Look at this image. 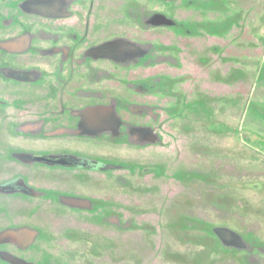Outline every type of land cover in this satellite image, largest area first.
<instances>
[{"label":"rangeland","instance_id":"obj_1","mask_svg":"<svg viewBox=\"0 0 264 264\" xmlns=\"http://www.w3.org/2000/svg\"><path fill=\"white\" fill-rule=\"evenodd\" d=\"M16 1L0 0V5L10 8L11 2ZM82 1L76 0L69 10L76 17L88 12V28L98 42L104 41L109 46L121 40L135 47L132 52H138V46H147L148 53L139 62L127 57L130 59L127 65L119 61L128 53L124 58L115 57L113 62L107 59L99 62L103 71L93 74V79L103 78L99 81L85 77L90 71L82 67V70L72 67L70 71H47L40 83V105L32 106L25 98L27 111L23 114L26 122L39 117L43 134L16 139L17 133L15 137L3 134L0 122V178L13 174L5 142L53 154L58 149L82 150L104 158L105 162L121 164V169L103 172L65 169L64 173L78 175L76 179L87 185L84 195L90 203L109 210H100L99 215L112 213L111 217L119 218L123 213L124 219L128 212L135 215L134 225L118 224L117 228L146 230L149 240L146 237L144 243L158 257L154 264H164L162 256L167 257L169 264H210L220 252L211 251L206 243L194 247L183 241L182 246L169 235L167 242L170 231L196 230L212 236V232L225 229L241 237L247 246L261 245L264 249V0ZM2 12L6 14L5 9ZM151 14L164 15L176 21L177 26L147 25L145 19ZM39 16L33 11L25 12L22 19L26 30L55 29L53 21L57 16L51 19ZM95 16L99 23L94 25ZM63 21V25H69L74 19ZM32 53L30 50L22 56L24 62L48 60ZM8 57L12 62L16 59L12 54ZM229 67L232 73L226 77ZM80 77L89 80L81 84L89 92L82 104L115 101L118 105L117 115L123 123L121 138L116 130L107 128L81 136L80 141L68 134L49 135L48 129L54 124H70V119L58 113L54 90L61 85L55 80L64 81L61 93L67 94V85ZM81 85L78 86L82 88ZM24 90L28 93L34 89L26 86ZM72 101L66 98L64 104ZM4 108L0 106V111ZM6 111L15 112V108L7 107ZM74 123L71 119V124ZM125 125L135 131L143 129L144 136L153 133L159 140L153 144L137 138L130 140ZM83 141L87 144L80 145ZM57 169L49 168L46 172L54 174ZM100 194L102 197L95 200ZM118 194L120 199L114 201ZM168 207L173 209L174 222H167ZM177 209L195 213L194 219L178 216ZM131 238L139 239L137 251L145 259L149 254L138 245L143 239L141 232ZM207 248L208 254H202ZM255 251L239 258L251 263L258 261L256 257L260 254L255 256ZM179 252L199 255L190 259L179 256ZM26 259L37 264L33 257Z\"/></svg>","mask_w":264,"mask_h":264},{"label":"flooded vegetation","instance_id":"obj_2","mask_svg":"<svg viewBox=\"0 0 264 264\" xmlns=\"http://www.w3.org/2000/svg\"><path fill=\"white\" fill-rule=\"evenodd\" d=\"M3 1L1 0V3ZM75 2L76 0H29L27 2L17 0L15 3L11 2L10 8L0 5V94L3 95L0 106L5 107L3 111H0V122L3 124L1 126L4 130L3 134L7 132L15 137L17 133L19 137L15 138L20 140H23L25 135L32 138L36 134H43V124L39 117L36 121L24 120L23 114L27 111L24 108V101L28 98L27 102L30 105L33 104L32 106L35 107L40 105V83L50 69L70 71L72 67H82L90 71L85 77L89 76L93 79L96 71H103L99 62L105 59L113 62L115 57L121 55L124 58V54L128 53L123 59L125 60L135 53L132 52L135 51V47L128 46V43L121 40H118V44L109 46L104 41L98 42L99 39L93 35V30L89 31L88 12L81 10L83 14L76 17L69 10L72 4H76ZM82 2L86 3L87 0ZM4 9L6 14L2 12ZM8 10H10L9 13ZM26 11H33L42 18L48 19L57 16L53 21L55 29L38 32L26 30L22 19ZM151 15L150 18L153 19L154 16ZM71 19H74L72 23L63 25V20ZM172 21V26L176 27V21ZM96 22L99 23L98 16H95L93 24L95 25ZM64 27L66 29H63ZM90 34L91 41H89ZM138 47L136 56L143 54L142 47ZM30 50L33 52L30 55L48 58V60L42 62L37 59V61L24 62L22 56ZM11 54L16 56L13 62L8 57ZM231 73L232 69L229 67L225 76L228 77ZM85 77H80L79 81L67 85L69 86L67 94L61 93L62 88L65 87L64 81L55 80L61 85V88L54 90L59 104L58 113L63 118L70 119V124L60 122V124H54L48 129L49 135L56 137L68 134L80 141L81 136H88L107 128L116 130L117 136L121 138L123 123L117 115L120 111L115 101L109 104L101 101L82 104L85 94H89L84 85H81L89 82ZM102 79L99 77L93 80ZM238 80L239 78L235 79V82ZM136 85L140 83H135ZM26 86L34 90L24 93ZM66 98L73 101L65 105ZM9 103L14 106L15 112L6 111L7 107H11ZM112 104L115 107H110ZM71 119H74L76 123L71 124ZM16 123H18L17 127H15ZM125 127L130 140L137 138L139 141L152 142V144L159 140L157 136L152 135L153 133L144 136L143 129L135 131L127 125ZM5 144L8 146L6 150L10 151L9 160L11 161L9 165L5 164L9 166L13 174L6 177L1 174L3 177L0 178V264H35L26 257H33L37 264H121L125 261L127 264H154L158 262V257L151 253L152 248L144 243L145 238H148L146 230L117 228L118 224L134 225L132 223L134 214L128 212L129 216L126 219L123 213L119 218L114 214L111 217L112 213L99 215L100 210L102 212L109 210L100 204L90 203L89 197L84 195L87 185L76 179L78 175L64 173L65 169L114 171L121 169V164L105 162L104 158L88 155L82 150L58 149L53 154L49 153L51 152L49 150L36 151L35 147L29 149L8 142ZM86 144L84 141L80 143V145ZM49 168L58 169L56 173L48 174L46 169ZM183 190L186 192L185 187ZM192 191L188 193L192 194ZM98 196L96 195L95 198L92 195L91 199L98 200L102 197L101 194ZM118 199H120L119 194L114 196V201ZM172 211L170 207L165 210L167 222L175 220H173ZM176 211L179 213L178 216L194 219L195 213L186 214L179 212V209ZM140 232L143 239H140L138 245L145 247L149 254L144 256L145 259L137 251L139 239L131 238V235H137ZM168 235L174 242L179 241L182 246H184L183 241L194 247L197 244L206 243L213 249L211 251H220L217 252V258L212 259L210 264H261L264 258V249L261 245L247 246L241 237L225 229L212 232V236L196 230L186 232L182 230L178 233L170 231L166 236L167 242ZM125 236L128 238H124ZM254 249L255 256L260 254L259 258L256 257L258 261L251 263L240 259L248 257L250 251ZM171 251L174 250L171 249ZM195 253L187 256L185 252H179L178 255L196 259L199 253ZM202 254H208V248L204 249ZM165 258L162 256L163 263L169 264Z\"/></svg>","mask_w":264,"mask_h":264},{"label":"trees","instance_id":"obj_3","mask_svg":"<svg viewBox=\"0 0 264 264\" xmlns=\"http://www.w3.org/2000/svg\"><path fill=\"white\" fill-rule=\"evenodd\" d=\"M139 10V9H138ZM154 16V15H153ZM145 19V18H144ZM143 19V20H144ZM143 20H142V23H143ZM146 20V22H149V20H150V22L147 24V25H152L153 26V24H152V22H151V18L150 17H148L147 19H145ZM145 20H144V22H145ZM145 22V23H146ZM145 48H148L147 46H145V47H142V49H143V54L142 55H140V56H131L130 58H132V60L131 61H133V60H135V62H139V60H141L143 57H145L146 56V54L148 53V51L145 49ZM130 62V59H126V60H122V61H119V63H121V65H127L128 63Z\"/></svg>","mask_w":264,"mask_h":264},{"label":"water","instance_id":"obj_4","mask_svg":"<svg viewBox=\"0 0 264 264\" xmlns=\"http://www.w3.org/2000/svg\"><path fill=\"white\" fill-rule=\"evenodd\" d=\"M152 24L155 26H162V25L172 26L173 21L169 20L164 15L157 14V15H154V17L152 19Z\"/></svg>","mask_w":264,"mask_h":264}]
</instances>
